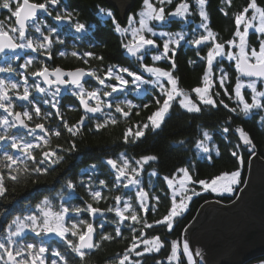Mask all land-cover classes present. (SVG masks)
Instances as JSON below:
<instances>
[{"label":"snow or ice","instance_id":"1","mask_svg":"<svg viewBox=\"0 0 264 264\" xmlns=\"http://www.w3.org/2000/svg\"><path fill=\"white\" fill-rule=\"evenodd\" d=\"M207 2L208 0H192L190 4L189 0H179L178 3H175V0H142L140 11L128 16L127 27H122L117 22L111 10L99 9L101 13L112 18V23L118 34L122 37L130 36L126 42L121 41V46L129 56L136 59L139 67L143 72L149 74L150 79H145L143 72L137 73L129 67L111 65L103 70L104 74L101 76L95 68L64 70L57 66L50 69L43 62L34 71L27 74L19 73L23 78L22 92L19 91L20 83L0 78V109L6 113V115H0V169H7L8 179L18 182L24 175L46 174L49 171L46 165H58L64 159L60 152L76 150L74 139L68 142L67 148L60 144L52 147L48 137H60L62 135L60 128H48L44 123H35L34 127H30V122L34 120V117L47 120L49 117L55 116L68 134L75 138L80 135L85 121L93 119V116L88 115L89 113H102L104 108H113V104L103 98H110L113 93L125 92L130 83L135 86L136 91H140L142 85L151 84L158 91V95L154 98L155 110L147 116L146 120L124 130L123 140L125 143H134L144 136L146 129L151 128L153 131L159 129L174 104H178L180 108L186 109L188 112L195 113L202 111L201 105L217 109L222 106L230 113H237L239 110L246 116L253 110H264V88L258 87V85H264V7L259 5L257 0H247L245 5L232 13L235 28L231 37L221 40L218 33L210 27L209 14L206 10ZM174 3L175 7L166 12V7ZM59 4L60 0H0V9L7 10L10 14L6 18L7 26L4 21H0V54H3L5 58L4 66H0V73L17 71L9 62L11 59L9 53L17 60L20 59L17 50L30 49L32 52L46 55L48 59H52L53 43L63 44L64 41L59 39L58 28L48 25L46 17H51L58 25L70 26L75 33L87 32L88 26L81 23L73 12H69L67 8L56 11ZM232 4L233 0H221L222 6L219 11L228 16L227 9L231 8ZM193 6L195 11H193ZM54 11L56 14L53 16ZM194 14L199 15L200 23L192 29V39L190 40L187 39L188 33L186 32H157L155 26L151 25L153 21L164 23L175 18L187 21V18ZM30 30H34L39 35L34 38ZM250 30L256 36V44L250 40ZM182 41L195 47L197 56L206 62L200 86L191 89V92L195 93V99L179 86V79L174 74L177 68L175 56ZM204 48H207V53L202 56L200 53ZM153 50H155L151 56L153 64H145V57ZM59 54L67 55L65 52ZM70 55L83 60L85 64L89 63L88 58L101 62L104 60L103 56H98L91 51L83 53L72 51ZM218 58L220 59L218 60ZM223 59L234 62L237 74L234 85H227L226 82L230 77L223 67L219 68V83L218 85L216 83L217 77L214 76V69L216 64ZM159 61L167 62L170 67L157 66L155 62ZM33 62L34 58L30 57L25 63L20 64L19 68L27 70ZM189 63L192 64L194 61H189ZM125 74L127 77H131V80L126 79ZM27 75L37 78L31 87H34L39 93L52 97L51 100L45 99L43 103L56 109L55 113L51 111L42 113L37 103L30 99ZM85 76L93 78L101 87L92 88V90L85 88L82 83ZM41 80L48 86L47 88L41 87ZM112 80L116 83H111ZM61 86L70 87L72 95L79 99L84 109V115H81L75 123H69L60 111L56 97L61 92ZM217 86L223 90L222 93L215 91ZM244 89L250 90L251 102L246 99V95L242 91ZM222 95L227 96L229 100H234L236 107H230L222 98L216 99ZM12 96H15L16 100L27 102L32 106L31 110L24 107L23 111H15ZM143 107L148 108L149 105L145 104ZM135 108L137 106L130 100L116 103L114 112L119 115L110 111L103 121L97 119L95 130L98 132L109 125H116L120 118L130 119ZM136 115H139V112H136ZM230 119L231 117H229ZM261 122H264V117H261ZM21 128L27 130L26 135L31 136L32 140H27L24 136L17 134ZM13 129H16L17 132H12ZM37 129L43 135L37 134ZM229 131V127L223 128L224 133ZM233 131L238 134L240 143L236 145V150H233L231 155L236 158L239 164H243V159L239 154L241 144L247 147L251 156L256 155V145L250 134L242 127L237 126ZM202 137V139L196 140L195 147L203 153H209L210 148L207 142L212 137L207 130L202 132ZM179 143L183 144L185 141L181 140ZM38 149L39 153L37 154L36 150ZM217 155H219L218 150ZM157 159L158 157L154 155L141 156L135 161V165L124 154H121L118 159H107L106 164L115 174L112 188L117 191L121 188L136 189L134 198L129 196L125 200L121 195L113 196L112 199L115 203L106 209L107 212H114L117 217L114 235L104 231L97 233L93 223L84 220L73 222L70 225L66 222L65 217L70 211L77 215L81 212H87L93 216L98 213L103 214L99 207L93 206V203L86 202L85 207L72 209L61 204L59 210H54L51 201L46 197L36 205V212L23 218L16 217L7 225L5 242H0V264H46L45 253L49 249L42 241L18 244L14 239L20 237L26 229L37 237L54 233L67 245V249L79 258L81 264H85L91 250L100 248L103 242H112L116 237L122 236L121 225L126 221L131 222L133 234L123 252L114 255L112 264H141L140 259H133V257L140 258L145 254L159 253L167 243L160 235H147L145 229L160 226L171 232L176 219L187 211L192 197L200 195V191H197L195 185L198 184L205 192L231 194L234 191V186L240 183L239 167L230 172L225 171L210 178L198 180L193 179L188 167H181L171 175L163 177V183L167 185V188L163 190L164 196L161 197L146 191L141 186L139 179L144 165ZM95 167L92 165L91 169L94 170ZM150 175L157 176L158 173L154 170ZM4 181L5 176L0 171V196H4L7 191ZM79 183L81 187L87 188L93 202L98 203L102 199H107L102 195V191L85 185L82 180ZM99 185L102 188L108 186L105 180H100ZM66 188L74 190L76 182L71 179L67 180ZM133 199L138 203V208L130 202ZM162 199L168 201L165 214L159 219L149 222L147 217L141 213H155ZM150 201H154V203H150ZM122 202L123 207H121ZM135 225L141 227L137 229ZM100 228L103 229V224L100 225ZM97 234L99 235L98 240L94 238ZM51 255L53 258L50 259V264H70V259L61 251L53 249ZM200 255L199 251L194 252L191 249L186 239L172 240L165 260L167 264H184L185 260L186 264H198L196 257ZM155 264H164V261L157 259Z\"/></svg>","mask_w":264,"mask_h":264},{"label":"trees","instance_id":"2","mask_svg":"<svg viewBox=\"0 0 264 264\" xmlns=\"http://www.w3.org/2000/svg\"><path fill=\"white\" fill-rule=\"evenodd\" d=\"M179 0H175L178 3ZM258 4L264 7V0H257ZM68 11L73 12L77 19L87 22L94 19V9L96 5L98 8H109L113 11L117 22H120V16L115 8L109 6L106 0H67ZM175 3L166 7V12L171 11L175 7ZM192 3V0H189ZM247 0H233L231 8H228L229 15L225 16L219 11L221 0H208L206 10L209 14V24L212 30L219 35V39L226 40L231 37V33L235 28L232 13L238 8L245 5ZM142 0H136L134 9L141 7ZM193 11L195 8L193 6ZM10 14L7 10L0 9V21L8 24L6 19ZM14 19V18H13ZM99 19V18H98ZM200 23V17L198 14H194L187 18V21L181 18H175L168 20L164 23L153 21V26L156 29L160 28L169 32H186L188 33L187 39H192V29L197 27ZM202 31V30H201ZM94 36L97 40L92 46V52L98 56H103V62L89 58V63L85 64L83 60L72 57L71 55L65 56H53L52 62L61 65L64 68H71L77 65L92 66L97 69L100 74L103 72L107 65L119 64L122 67H129L131 70L138 72L139 64L135 61V58H130L128 54H125V49L121 46V41L124 37L119 35L114 28L112 18L109 19V25L107 23L96 26ZM250 40L253 44H256V36L250 32ZM159 42V39H158ZM197 49L191 44L185 42L181 43L177 49L175 61L177 68L174 72L175 76L179 79V86L185 89L192 98L195 99L194 93L191 89L200 86L201 77L205 68L206 62L201 60L197 56ZM207 48L201 51V55H206ZM220 58H218L219 60ZM189 61H194L190 64ZM145 64H153L150 54L145 57ZM156 65L164 68L170 67L165 61L155 62ZM223 67L228 72L230 79L226 82L228 86L234 85L236 72L234 62L223 59L220 63L216 64L214 69V76H219V68ZM142 70V69H141ZM218 79V78H217ZM218 85V81L216 80ZM135 89V87L133 88ZM215 91L223 92L218 86ZM149 94V96H148ZM248 94V93H246ZM245 94V95H246ZM136 103L135 108L131 114L130 119L120 118L118 124L109 125L105 129L100 131L95 130L96 120L103 121L106 116H100L95 121H90L86 126L81 129L80 135L73 138L63 128L61 122H58L56 118L55 127H59L62 135L60 137L50 136V144L55 147L57 144L67 148L70 140H75L76 150L60 152V155L64 159L58 165H46L49 171L46 174H31L24 175L18 182L11 181L5 175V186L7 191L4 196H0V235L5 232L7 223L14 217V215H23L31 210V207L40 201L41 194H47L58 187L65 180H73L76 182V188L71 190L73 198L63 202V204L72 209L74 207H85L86 202L93 203L94 207H99L103 210V218L96 220V226L98 233L101 231L115 234V228L117 227L114 212H107L106 209L115 203L112 199L115 195H121L125 200L131 197H135V188L124 189L119 191L112 188V182L115 179L113 170L106 164L107 159H118L121 154H124L130 162L135 165V161L141 156L154 155L158 157L155 161H149L144 165V170L139 177L141 186L146 191L153 194L164 196V189L167 185L163 183V177L171 175L177 168L188 167L190 169L193 179H207L214 175H218L221 172H230L239 167L241 177L240 183L234 187L233 193L217 194L213 192L202 191L200 186L195 185L197 191H200V195L193 196L189 202L187 211L182 216L176 219L173 230L169 232L165 227L156 226L152 229H145V232L149 236L160 235L167 243L166 246L161 249L159 253L145 254L143 257L133 259H140L141 264H155L157 259L164 261L167 264L165 257L170 250V242L172 240L181 241L183 230L187 227L190 220L196 214L198 208L206 201L216 200L222 203H228L237 195L239 189L245 182L248 163L250 160V153L246 146L241 144L239 154L243 159V164H239L235 157L231 155L233 150H236V145L240 143L238 134L234 133V129L237 126L242 127L247 131L253 139L256 145V151L264 159V122H261V117H264V110H253L249 115L240 113H230L222 106L217 108L205 107L201 105L202 111L199 113L188 112L186 109H182L178 104L170 109L166 115L161 127L155 131L151 128L145 130L143 137L136 140L134 143H125L123 140V132L131 125H135L139 122L145 121L147 116L155 110L154 98L156 94L148 92ZM144 97V98H143ZM223 99L230 107H236L234 100H229L227 96L217 97L216 99ZM247 98L248 95H247ZM142 99V100H141ZM147 104L148 108L143 106ZM73 110L69 111V123H75L78 116V108L72 107ZM114 111V110H113ZM139 112V115H136ZM115 114V112L113 113ZM65 115V113H64ZM119 115V114H115ZM229 117L231 119L229 120ZM57 123V124H56ZM224 127H229L228 133L223 132ZM207 130L212 139L208 141L210 148L209 153H203L195 147L197 139H202V132ZM185 141L180 144L179 141ZM217 150L219 155H217ZM209 157H211L209 159ZM95 165V169H91V166ZM156 171L157 176H151V172ZM83 181L85 185H90L95 190L102 191V195L107 199H102L98 203L93 202L89 196L86 187H81L79 181ZM100 180L107 182V187L102 188L99 185ZM35 181V182H33ZM67 193V192H64ZM49 194L50 200L57 208L60 196H53ZM134 207H139L138 203L133 199L130 201ZM154 203V201H150ZM168 201L162 199L158 209L155 213H141L147 217L149 222L155 219H159L166 212V206ZM123 207V202L121 203ZM70 215L65 218L66 222L70 225L72 222H78L84 220L86 222H92L89 213L81 212L76 214L69 212ZM103 224V229L100 225ZM139 229L140 225H135ZM132 224L130 221H126L121 225L122 236L116 237L112 242H103L102 246L98 249H93L88 253L85 264H112L114 255L121 253L128 246L129 239L132 236ZM34 234H26L23 236L26 242H36L34 240ZM42 242H54V245L48 246L47 262L50 264V259L53 258L52 250L61 251L70 259V264H81L79 258L71 253L67 249V245L59 238L49 236V238L35 237ZM71 238V237H70ZM97 240L99 235L97 234ZM143 247V246H141ZM58 259V258H57ZM264 264V256L256 258V260L250 261L247 264ZM186 264V260L184 261Z\"/></svg>","mask_w":264,"mask_h":264},{"label":"water","instance_id":"3","mask_svg":"<svg viewBox=\"0 0 264 264\" xmlns=\"http://www.w3.org/2000/svg\"><path fill=\"white\" fill-rule=\"evenodd\" d=\"M108 1L119 9L122 20L134 2ZM91 216L100 218L102 214ZM182 239L200 252L196 260L204 264H244L264 255V159L257 151L250 157L236 198L228 203L204 202L183 230Z\"/></svg>","mask_w":264,"mask_h":264},{"label":"flooded vegetation","instance_id":"4","mask_svg":"<svg viewBox=\"0 0 264 264\" xmlns=\"http://www.w3.org/2000/svg\"><path fill=\"white\" fill-rule=\"evenodd\" d=\"M67 4H68L67 0H60V4L57 7L56 11H60L63 8H67V10H68V5ZM100 8H102V7H100ZM104 9L111 10L109 8H104ZM55 14H56V12L54 11L53 12V16ZM96 15L100 16L104 20L103 24H105L107 22L106 18L107 19H111V17H108L105 14H104V16H102L101 12H100V15H99V10L96 12ZM45 19H46V21H47L49 26H56L58 28L59 39L63 40L64 43L63 44L53 43L52 49H51L52 59H48V57L46 55H41V54H39L37 52H32L30 49L17 50V52H18V54L20 56V59H18V60L14 56H12L11 53H9V56L11 57L9 62L13 65V67L17 71L13 72V73H0V78L10 79V80H13L14 82L20 83L21 84V88L19 89L20 92L23 91V78L19 75V73L20 72H25L27 74L28 72L34 71V70H36V68L41 66V62L46 64L50 69L51 68H55L57 66L61 67L64 70H73L75 68H85L87 70V69H90V68H94L92 66H87V65H77V66L71 67V68H64L61 65L52 62V60H53V56H59L60 52H65V53H67V55H70V53L72 51H77L79 53H83L85 51H89L88 47L90 46L91 41L94 42L92 44V46H94L95 43L97 44V40H96V38L94 36V31L96 29V24L93 23L91 20H88L87 22H84V21L78 19L81 23H85L88 26V30H87L86 33H75L74 30L71 29L70 26L58 25L57 22L54 21L51 17H46ZM120 20H121V18H120ZM13 22H14V19H13ZM5 25L7 26V23ZM121 26H123V24H121ZM62 30H64V32H62ZM30 31H31V34L33 35L34 38L39 35V34L35 33L34 30H30ZM45 31H46V29H45ZM63 34H69L70 36H68V37L73 38V41H74V39H76L78 41H74V42L73 41L72 42L71 41H65L66 37L63 36ZM124 53L127 54L126 51H124ZM30 57L34 58L33 64L27 70L19 68V65L25 63V61L28 58H30ZM129 57L130 58H134V57H131V56H129ZM4 59L5 58H4L3 54H1L0 55V66H4ZM113 65L120 66L119 64H113ZM108 66H111V65H107L105 67V69ZM120 67H122V66H120ZM103 74L104 73L101 72L99 75L102 76ZM27 79H28V85L30 86V99H33V101L35 103H37V106H39L41 108L42 113L49 112V111L55 113L56 109H52L50 107V105H47V104L43 103V101L45 99L51 100L52 97L50 95L39 93V92H37L35 90L34 87H31L33 85V83H34V80L37 79V78H33L31 75H27ZM40 82H41V87H45V88L48 87L47 85H45L42 82V80ZM89 82H92V85L94 86V88L101 87L100 85L97 84V82L93 78L86 81V76H85L83 78V80H82V83H84L85 88H86V84L89 83ZM110 82L113 83V84L116 83V81H114V80H112ZM108 91H111V90L108 89ZM121 94H122L121 92L113 93L112 97H110V98L106 97V98H103V99L108 100L111 103H116V102L118 103L119 99L117 100V95H121ZM12 99H13L14 104H15V109H14L15 111H23L24 107H26L29 110H31L32 106L27 104V102L16 100L15 96H12ZM56 100L59 102L60 111H61V113L63 114V116H64V118L66 120H68V118H69V111H70L69 109L71 108V110H73L72 107H74V108L77 107L78 111H79L78 112V116L76 118L77 119L76 121H78L80 119L81 115H84V109L81 106L79 99L76 96L72 95V89L70 87L61 86V92L56 97ZM21 106H23V107H21ZM105 110H106V108H104L103 112L100 113L101 115H99V114H96V115L88 114L89 116H93V119L86 120L84 126H86L90 121H95L98 117L102 116L103 113H105ZM64 112H65V115H64ZM109 112H110V110H109ZM0 115H6V113H4L2 109H0ZM54 118H56V117L52 116V117H49L47 120H44V119H41L40 117H34V120L32 122H30V127H34L35 123H44L45 126L48 127V128H56L55 127ZM56 119L58 120V122H60V120L58 118H56ZM11 131L12 132H17L16 129H13ZM26 133H27V130L24 131V132L19 130V132L17 134L20 135V136H24V138L27 139V140H32V137L31 136H27ZM37 134L43 135V133L41 134L39 131H37ZM48 139H50V137H48ZM33 142H35V141H33ZM36 151H37V154H38L39 153V149L36 150ZM17 154H19V153H17ZM0 171L3 172L4 176L7 175V169H0ZM7 178H8V176H7ZM67 180L62 182V184H60L58 187L54 188L52 190V192L49 193V194L54 195V194H58V193L63 194L64 192H69V190L66 188V181ZM45 197H49V195L46 194Z\"/></svg>","mask_w":264,"mask_h":264},{"label":"rangeland","instance_id":"5","mask_svg":"<svg viewBox=\"0 0 264 264\" xmlns=\"http://www.w3.org/2000/svg\"><path fill=\"white\" fill-rule=\"evenodd\" d=\"M108 0H106V3L109 5V6H111V7H113V8H115L114 6H112L110 3H108L107 2ZM135 3H136V0H134V2L131 4V8L125 13V17H124V19L122 20H120V22L123 24V26L122 27H127V25H128V16L130 15V14H135V13H137L138 11H140V9H141V7H142V4H141V7H139L138 9H135V11L134 12H131L134 8V5H135ZM100 8H98V6L96 5V8L94 9V13H95V15H94V19H95V21H93V20H91L93 23H95L96 24V26H98V25H101L100 24V19H101V17L100 16H98V15H96V12L99 10ZM116 10H117V12H118V15L120 16V12H119V9L118 8H115ZM102 14V16H104V13H101ZM99 15H100V11H99ZM99 18V19H98ZM120 18H121V16H120ZM99 22H98V21ZM137 20H138V17H137ZM151 25L153 26V22H151ZM155 30L157 31V32H159V31H165V30H163V29H160V28H158V29H156V27H155ZM252 30H250V32H251ZM166 32H169V31H167L166 30ZM127 39H130V36L129 37H124V41L126 42L127 41ZM94 42H92L91 41V43H90V46L88 47V50L89 51H91L92 52V44H93ZM155 53V50H153V52H150L149 54H150V57L153 55ZM116 66H118V65H116ZM158 66V65H157ZM143 71V70H142ZM214 74H216V73H214ZM237 75V74H236ZM143 76H144V78L145 79H150L151 77L149 76V74L148 73H146V72H143ZM125 78L126 79H129V80H131V77H127V75L125 74ZM217 78H218V76H217ZM236 79V78H235ZM217 81H218V79H217ZM218 83H219V81H218ZM128 87L129 88H134L135 86L134 85H132L131 83L128 85ZM258 87H260V88H264V85H258ZM148 91L149 92H153V94H156V96L158 95V91L157 90H155L154 88H153V86L151 85V84H145V85H142L141 86V90L140 91H136L135 89H133V91H131V90H129V89H127L125 92H121L122 94L121 95H117V100L119 99V101H118V103L120 102V101H123V100H130V101H132V103L134 104V105H136V103L138 102L135 98H137L138 100L141 98L140 96H144V95H146V93H148ZM186 91V90H185ZM245 94L246 93H248V94H246V99H248V102H251V99H250V90H248V89H244V90H242ZM194 95H195V93H194ZM247 95H248V97L249 98H247ZM148 96H149V94H148ZM192 97V96H191ZM194 99V98H193ZM142 100V99H141ZM117 103V102H116ZM116 103H112L113 104V108L112 109H108V108H106V110H105V113H103V115L102 116H106V114L107 113H109V110L112 112V113H114V106H115V104ZM259 154V153H258ZM247 171H248V168H247ZM246 176H247V174H246ZM244 185V184H243ZM242 185V186H243ZM178 186V185H177ZM190 187H191V185H190ZM235 187V186H234ZM239 192V191H238ZM238 194V193H237ZM47 195H49V193H47ZM46 196V195H45ZM46 198V197H45ZM45 198H43V199H41L40 201H42V200H44ZM48 198V197H47ZM236 198V197H235ZM49 200H50V198H48ZM234 200V199H233ZM51 201V200H50ZM232 201V200H231ZM230 201V202H231ZM51 203H52V201H51ZM38 204V202L36 203V204H34L32 207H31V209L34 211V212H36L37 210H36V205ZM30 214H32V213H29V214H27V215H30ZM194 217V216H193ZM20 218H23V217H20ZM15 219V218H14ZM13 219V220H14ZM192 220V219H191ZM190 220V221H191ZM27 232H29V230H25L23 233H21V236H23L24 234H26ZM20 236V237H21ZM47 236H53V237H58V236H56L54 233H49ZM17 238H19V237H16V238H14V239H16L17 241H18V239ZM182 241V240H181ZM23 242H25V243H27L26 241H23ZM262 256H264V255H262ZM262 256H260V257H262ZM45 257L47 258V252L45 253ZM198 264H204L203 262H198ZM255 264V263H254Z\"/></svg>","mask_w":264,"mask_h":264},{"label":"bare ground","instance_id":"6","mask_svg":"<svg viewBox=\"0 0 264 264\" xmlns=\"http://www.w3.org/2000/svg\"><path fill=\"white\" fill-rule=\"evenodd\" d=\"M97 21H98V20H97ZM103 21H104V20L101 18V19H100V24H101V25H103ZM106 21H107V22H106L107 25H109V19L106 18ZM98 22H99V21H98ZM62 32H64V30H62ZM63 36L66 37L65 41H71V42L73 41V38L68 37V36H70L69 34H63ZM74 41H78V40L74 39ZM74 41H73V42H74ZM183 43L185 44L184 41H182V44H183ZM135 61H136V59H135ZM136 62H137V61H136ZM137 63H138V62H137ZM138 64H139V63H138ZM141 72H143V71H142L141 69H139L137 73H141ZM86 88H87L88 90H92V88H94V86L92 85V82L87 83V84H86ZM143 98H144V97H143ZM81 106H82V105H81ZM64 113H65V112H64ZM257 153H258V152H257ZM48 193H50V192H48ZM236 196H237V195H236ZM236 196H235V197H236ZM40 197L45 198V194H41ZM235 197H234L233 199H235ZM226 203H227V202H226ZM89 215H90V214H89ZM90 218L92 219V216H91V215H90ZM181 240H183L182 237H181ZM19 243H25V242H18V244H19ZM44 244H45L46 247H48V246H50V245H54V246H55V243H54V242H48V241H47V242H44ZM253 260H256V259H252V260H250V261H253ZM250 261H249V262H250ZM46 262H47V261H46ZM249 262H246V263H244V264H247V263H249ZM224 264H227V263H224Z\"/></svg>","mask_w":264,"mask_h":264}]
</instances>
